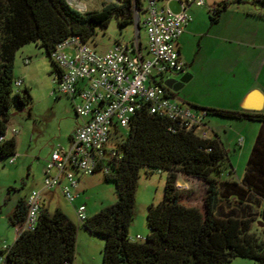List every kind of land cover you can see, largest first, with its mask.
<instances>
[{"label":"trees","instance_id":"trees-1","mask_svg":"<svg viewBox=\"0 0 264 264\" xmlns=\"http://www.w3.org/2000/svg\"><path fill=\"white\" fill-rule=\"evenodd\" d=\"M251 4L264 12V0ZM134 5V0H120L81 13L65 0H0V158L16 153L15 139L5 137L12 103L23 107L32 99L28 89L13 88L17 51L34 42L50 57L57 43L69 36L92 40L113 16L121 27L134 25V9H141L142 1ZM218 16L215 9L211 21ZM52 63L53 71L58 70ZM201 110L206 116L260 123L242 178L224 179L235 171L217 136L201 139L190 131L173 132L169 119L149 113L143 105L127 130L115 125L112 132L110 143L117 156L107 161L104 177L115 184L116 202L82 222L89 233L105 239L102 264H228L236 257L264 264V112ZM141 168L168 174L162 200L148 206L145 240L131 241ZM179 173L203 181V209L181 202ZM25 216V201L20 199L9 217L12 227ZM77 231L78 225L60 208L43 207L35 229L19 234L10 245L5 264H73Z\"/></svg>","mask_w":264,"mask_h":264},{"label":"built area","instance_id":"built-area-1","mask_svg":"<svg viewBox=\"0 0 264 264\" xmlns=\"http://www.w3.org/2000/svg\"><path fill=\"white\" fill-rule=\"evenodd\" d=\"M65 1L78 12H86L83 0ZM141 1L139 11L145 12L142 23L146 33L145 55L138 38L130 43L117 42L99 51L89 41L73 35L57 43L50 53V58L58 68L52 72L57 84L52 94L77 98L74 109L82 122L75 129L68 148L57 146L52 151L44 166L43 185L27 195L26 216L13 227L16 236L35 229L44 207L45 192L58 190L68 203L74 205L78 222L82 223L88 218L85 204H74L79 197L80 179L98 171L108 173L107 161L117 156L110 145L114 126L127 130L131 116L143 105L147 106L149 113L169 119V129L173 132L185 130L201 139L211 137L204 112L193 111L171 100L172 92L163 82L152 80L153 77L185 71L177 40L189 20L188 5L194 3L203 6L205 1L187 0L182 3L179 12H173L168 5H160L158 0ZM225 1L251 3L253 0ZM30 63L29 58L24 60L26 66ZM22 85V78L14 79L13 88L16 92ZM11 133L15 135L16 129H11ZM3 139L0 137V141ZM15 161L16 156L8 159L9 164ZM190 180H177V189L182 192L189 190ZM129 239L145 240L139 235ZM9 248L10 245L1 247L0 264H5Z\"/></svg>","mask_w":264,"mask_h":264},{"label":"rangeland","instance_id":"rangeland-1","mask_svg":"<svg viewBox=\"0 0 264 264\" xmlns=\"http://www.w3.org/2000/svg\"><path fill=\"white\" fill-rule=\"evenodd\" d=\"M83 2L86 4V11H100L104 4L111 3L108 0H83ZM142 15L140 12V16ZM139 32L140 35L137 37L134 25L128 24L121 27L116 17L113 16L107 27L97 28L96 34L89 42L99 51L106 50L117 41L130 43L138 38L144 43L143 28ZM26 58H29L32 64L26 66L24 64ZM53 68L51 58L42 47L34 42L24 45L16 53L14 74L22 77L23 85L20 90L28 89L32 99L29 105L23 107H16L12 103L9 110L5 137H15V156L18 158L13 165L9 164V157L0 158V186L4 187L5 194H8V187L6 188L4 185L11 184L10 194L6 199L7 203H11L13 198L18 195L25 196L34 188H41L44 174L40 175V168L50 158L53 148L58 145L66 146L65 141L68 142V134L75 127L77 118L70 99L60 93L52 94L53 90L57 88L52 75ZM178 93L179 91L173 94L176 96ZM196 112L199 111L196 110ZM219 122L222 127L218 126V130L223 137L225 150L235 170L232 177L224 175V179L238 180L245 172L260 123L237 119L219 120ZM231 125L234 126V129L230 127ZM11 129H16L17 133L12 134ZM16 167L18 170L11 171ZM167 174L164 170L156 169L147 173L144 168H141L135 191L134 217L129 227L131 234L144 235L148 233V206L162 200ZM190 183V189L182 192L181 202L203 209L205 184L201 180L194 179L190 180ZM78 188V198H81L80 201L85 203L87 215L90 216L114 204L117 200L114 182L106 180L101 171L82 176ZM59 202L67 213L66 215L78 225V239L76 240L73 264H102L104 237L85 230L82 223L78 222L70 211L69 206L65 204V200L59 199ZM54 204L52 208H54ZM10 229L14 231L12 226ZM228 264H255V262L248 258L236 257Z\"/></svg>","mask_w":264,"mask_h":264},{"label":"crops","instance_id":"crops-1","mask_svg":"<svg viewBox=\"0 0 264 264\" xmlns=\"http://www.w3.org/2000/svg\"><path fill=\"white\" fill-rule=\"evenodd\" d=\"M186 1L158 0V3H161L160 5H168L173 12H179L182 3H186ZM204 1L205 4L203 6L191 3L187 7L189 20L185 25L184 32L177 40V49L180 58L185 64L184 72H189L192 76L179 91L178 95L175 96L171 93V100L200 112H202V108L264 112L263 10L258 5L251 3L226 2L225 0ZM215 9H219V16L215 22H212L210 16ZM142 14L140 16L141 25L145 17V12L143 11ZM144 34L145 41L144 43L141 42V45L142 53L145 55V30ZM14 76L15 78H22L15 74ZM173 76H175L174 73H171L153 77L152 80L153 82H164ZM66 97L70 99L74 109V103L77 101V98ZM258 97H260V107L259 109H254L255 103H258ZM75 116L77 118L76 124L68 134V142L65 141L66 146H58L63 148L69 147L75 129L82 122L76 113ZM219 120L234 119L218 116H206L205 118V122L211 130L212 137L217 136L225 148L223 137L218 130V126L222 127ZM230 127L234 129L233 125ZM10 138L15 139L13 136ZM44 166L40 168V175L43 173ZM17 168L11 169V171L18 170ZM178 180L180 182H188L190 179L179 173ZM4 186L6 188L8 187V194H5L4 187L0 186V249L3 244L11 245L16 239L15 232L10 229L12 225L10 224L9 217L17 202L20 199L25 201L29 194L25 196L18 195L13 198L11 203H7L6 199L9 197L11 184L7 183ZM43 198L44 207L49 211L60 208L66 213L59 202V199H65L58 190L45 192ZM80 199L78 198L74 204L84 203ZM53 204L54 208H52ZM65 204L69 206L70 211L75 216L74 205L68 203L66 200ZM129 235L130 237L139 235L145 238L147 234L136 233L133 235L129 232Z\"/></svg>","mask_w":264,"mask_h":264},{"label":"water","instance_id":"water-1","mask_svg":"<svg viewBox=\"0 0 264 264\" xmlns=\"http://www.w3.org/2000/svg\"><path fill=\"white\" fill-rule=\"evenodd\" d=\"M108 1H114V0H108ZM136 7V2L135 5ZM135 30H136V34L140 31V11L139 9L136 10L135 13ZM175 76L173 77H169L168 79H166L163 84L172 92H178L180 91L183 86L190 80L191 78V74L189 72H178V73H174ZM256 99V98H255ZM258 99V103H255L254 105V109H259L260 105V97L257 98ZM257 102V101H256ZM260 226H262V223H259Z\"/></svg>","mask_w":264,"mask_h":264}]
</instances>
